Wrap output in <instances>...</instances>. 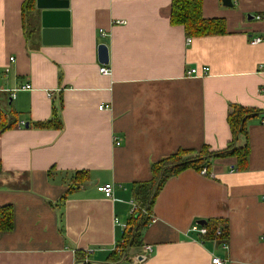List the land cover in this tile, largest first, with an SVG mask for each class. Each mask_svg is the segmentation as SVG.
Returning <instances> with one entry per match:
<instances>
[{
	"label": "crops",
	"instance_id": "crops-1",
	"mask_svg": "<svg viewBox=\"0 0 264 264\" xmlns=\"http://www.w3.org/2000/svg\"><path fill=\"white\" fill-rule=\"evenodd\" d=\"M28 1L0 0V111L17 119L0 129V208L14 211L13 230L0 233V264H212L213 256L264 264L261 117L238 140L250 145L247 171L227 157L212 161L209 176L188 169L171 178L143 246L110 261L123 242L118 222L127 225L134 208L133 183L179 149H226L232 105L264 112V43H251L264 35V20L254 19L264 0H204V17L225 19L227 32L197 38L171 24L172 0H67L68 28H44L46 10ZM101 45L111 76L100 73ZM203 67L208 76L188 75ZM54 109L63 128H37ZM201 220L228 226V251L191 231ZM146 245L153 253L144 258Z\"/></svg>",
	"mask_w": 264,
	"mask_h": 264
},
{
	"label": "trees",
	"instance_id": "trees-1",
	"mask_svg": "<svg viewBox=\"0 0 264 264\" xmlns=\"http://www.w3.org/2000/svg\"><path fill=\"white\" fill-rule=\"evenodd\" d=\"M29 3L26 0L27 4ZM204 0H172L171 6V24L173 26H182L185 34L189 38L220 36L227 32L225 19L214 18L206 19L203 15ZM24 5L23 10H25ZM264 112L256 109H247L242 106L232 105V112L228 115V124L232 134V140L228 147L222 151H210L208 147H204L200 151L179 149L176 153L166 157L151 167L152 178L148 181L135 182L132 184V196L134 202L138 206V211L131 215L128 220V228L123 232V245L120 246L121 251H113L110 255V261L127 259L129 251L134 248L143 246L142 237L144 231L151 222V215L156 200L165 184L173 177H176L188 169L196 170L201 174L206 170V176L210 175V167L214 159L227 157H235L237 159L236 170L244 172L248 169L250 145L246 142L243 146H238L240 136H247L248 122L253 118H263ZM10 117L4 115L0 111L1 130H9L16 128L17 119L11 114ZM35 126L40 129H56L61 130L63 123L61 116L54 109V117L42 123H36ZM76 180L84 184L87 181V174L80 172L76 174ZM77 181V182H78ZM207 222V221H206ZM208 233L204 237L206 241L217 240L221 245L227 242L228 226L222 221H208L205 225ZM222 228V234L216 237L217 229ZM14 228V211L11 206H3L0 208V233L12 231ZM62 231V230H61ZM62 233H64L62 231ZM121 245V244H120ZM82 251H76L78 261L84 259Z\"/></svg>",
	"mask_w": 264,
	"mask_h": 264
},
{
	"label": "built area",
	"instance_id": "built-area-1",
	"mask_svg": "<svg viewBox=\"0 0 264 264\" xmlns=\"http://www.w3.org/2000/svg\"><path fill=\"white\" fill-rule=\"evenodd\" d=\"M233 1L236 2L237 0H233ZM254 19H256V21H262V20H264V16L262 14H258V15H256L254 17ZM116 24L122 25V24H125V22L124 21H117ZM102 34H104V33H102ZM251 43L253 45L263 44L264 43V35L252 39L251 40ZM14 62H15V58L14 57H11L10 58V65H13ZM261 67H264V64ZM10 70H11V67L6 68L4 70V74L7 76L9 74ZM209 72H210V69L208 67H203L201 70H199L198 68H194V69H192V70H190L188 72V75L189 76H193V77H197V78H204V77H206V76L209 75ZM100 73L102 75H105V76H111L112 70L108 66L103 65L100 68ZM31 89H32V86L28 83V84H25V85L17 88V89L11 90V92H10V99L11 100H15L17 98V95H18L19 92H22V91H30ZM48 96L51 97L52 94H48ZM106 108H108V107H106ZM100 109H103V106L100 107ZM1 123H2V121H1V118H0V124ZM262 125L264 126V114H263V118H262ZM22 126H25V123H22ZM120 144H121V142L116 139V145L119 146ZM201 174L204 175V176H206V170H203L201 172ZM101 191H102L103 195L107 199H113V200H115V198H114V186L112 184H105V185H103L101 187ZM263 199H264V197H263ZM137 211H138V206L135 203L134 204V208H133V210L131 212V215L134 214ZM155 222H156V218L153 215H151V222L150 223H155ZM118 225L121 226V228L123 229V231H125L128 228L127 225H122L119 222H118ZM191 231L193 233H195L196 235H198L199 237L203 238V239H204V237L208 233L207 228H205L204 226H202L200 224H195L192 227ZM221 234H222V228L219 227L217 229V231H216V237L221 236ZM263 239H264V237H263ZM212 241H214L215 243H217V240H212ZM123 243H124V241L121 243V245L116 246L114 250L115 251H121L120 246H122ZM221 247L225 251H228L229 250V245L227 244V242H223L221 244ZM152 253H153V247L152 246H150V245L144 246V248H143V256H144V258H145V255H148V254L151 255ZM136 264H139V263H136ZM212 264H228V260L223 259V258H221L219 256H213L212 257Z\"/></svg>",
	"mask_w": 264,
	"mask_h": 264
},
{
	"label": "water",
	"instance_id": "water-1",
	"mask_svg": "<svg viewBox=\"0 0 264 264\" xmlns=\"http://www.w3.org/2000/svg\"><path fill=\"white\" fill-rule=\"evenodd\" d=\"M224 5L233 6L232 0H223ZM39 8L44 9L42 25L44 28L69 26V2L67 0H37ZM99 61L102 65L109 64V51L106 45L99 46ZM207 222L201 220L198 224L204 226Z\"/></svg>",
	"mask_w": 264,
	"mask_h": 264
}]
</instances>
